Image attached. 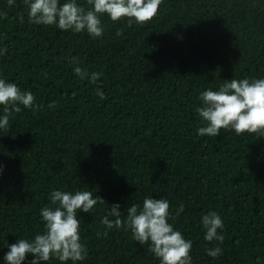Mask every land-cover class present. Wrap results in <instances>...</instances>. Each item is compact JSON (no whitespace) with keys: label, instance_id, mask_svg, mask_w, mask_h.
I'll return each instance as SVG.
<instances>
[{"label":"trees","instance_id":"1","mask_svg":"<svg viewBox=\"0 0 264 264\" xmlns=\"http://www.w3.org/2000/svg\"><path fill=\"white\" fill-rule=\"evenodd\" d=\"M25 8L0 0V75L37 105H21L0 129V258L7 242L42 229L51 189L86 188L105 201L78 213L87 246L78 264H159L130 231L100 223L108 204L126 212L146 195L169 200L192 264H264V138L196 133L200 91L264 76V0H162L144 22L102 14L100 37L29 23ZM72 57L102 75L80 78ZM210 209L222 241L204 239ZM217 244L221 254L207 255Z\"/></svg>","mask_w":264,"mask_h":264},{"label":"clouds","instance_id":"2","mask_svg":"<svg viewBox=\"0 0 264 264\" xmlns=\"http://www.w3.org/2000/svg\"><path fill=\"white\" fill-rule=\"evenodd\" d=\"M15 3L16 0H7L9 6ZM161 3L162 0H23L29 23L54 25L74 33L83 31L92 37L104 33L102 14H107L113 21L128 17L129 23L133 20L139 23L153 17ZM4 15L6 13L0 12V16ZM18 18L23 22L25 15ZM71 62L72 71L82 79L87 77L89 82H95L102 75L82 68L77 57H72ZM96 93L103 96L99 88ZM197 99L200 103L196 112L201 125L196 128L197 135L217 136L224 128L236 134L255 133L256 138H264V76L224 79L216 88L200 91ZM21 105L25 108L37 106L33 92L0 75V129L8 127L10 116L20 112ZM2 171L3 164L0 163ZM48 199L50 203L39 209L42 229L30 237H17L14 242H7V251L0 258V264H46L52 259L62 264L68 261L78 264L85 260L87 246L80 235L83 218L78 213H90L98 201L105 200L86 188H53ZM170 216L168 199L146 195L141 203L130 204L126 212L121 211L119 201L108 204L100 223L105 232L121 227L130 231L134 241L147 244L159 264H192V240L169 222ZM200 224L206 241L223 240L218 230L223 229L224 223L215 210L202 213ZM205 252L216 257L222 249L217 244L205 248Z\"/></svg>","mask_w":264,"mask_h":264}]
</instances>
